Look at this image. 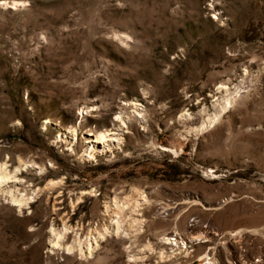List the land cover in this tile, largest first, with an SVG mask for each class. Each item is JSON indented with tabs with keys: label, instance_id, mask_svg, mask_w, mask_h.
Returning <instances> with one entry per match:
<instances>
[{
	"label": "rangeland",
	"instance_id": "obj_1",
	"mask_svg": "<svg viewBox=\"0 0 264 264\" xmlns=\"http://www.w3.org/2000/svg\"><path fill=\"white\" fill-rule=\"evenodd\" d=\"M0 264H264V0H0Z\"/></svg>",
	"mask_w": 264,
	"mask_h": 264
},
{
	"label": "bare ground",
	"instance_id": "obj_2",
	"mask_svg": "<svg viewBox=\"0 0 264 264\" xmlns=\"http://www.w3.org/2000/svg\"><path fill=\"white\" fill-rule=\"evenodd\" d=\"M14 202H17V201L14 200ZM167 240H169V239H167ZM170 240H171V239H170ZM174 240H175V239H174ZM175 244H177V242H176ZM241 262H243V261H241Z\"/></svg>",
	"mask_w": 264,
	"mask_h": 264
}]
</instances>
